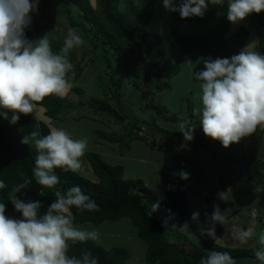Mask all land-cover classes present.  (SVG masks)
<instances>
[{"label":"rangeland","instance_id":"374dc122","mask_svg":"<svg viewBox=\"0 0 264 264\" xmlns=\"http://www.w3.org/2000/svg\"><path fill=\"white\" fill-rule=\"evenodd\" d=\"M89 1L94 8L97 7V0ZM154 1L155 14L147 31L162 37L161 52L167 61L180 67V72L173 78L152 82L146 88V74H142L140 79H128L120 67L119 56L112 58L110 55L107 62L104 49L101 46L95 49L93 41L97 33L91 24L83 21V15L76 6L68 5L73 21L84 22L88 34L81 25H72L63 7L48 4L47 0H39L38 13L32 15V26L43 35H48L52 49L63 47L69 28L75 29L85 41L82 46L69 53V60L73 65L70 82L74 88L81 89L84 96L80 97L73 92L67 99L66 110L52 125L64 129L75 139L87 138L88 149L82 157V168L77 171L83 177L97 182L86 155L92 152L99 154L110 165L123 166L126 179H141L164 200L167 199L162 183L164 177L174 182L183 180L188 203L193 212L200 214L198 222L202 231L206 233L209 226L205 213L210 215L213 206L219 205L225 220L222 225L215 226L218 239H211L224 247L251 248L258 244L256 237L246 244L241 243L233 239L231 229L236 225L245 230L252 229L257 235L264 230V176L261 175L264 173V138H261L264 128L258 126L249 137L231 144L228 148L204 135L199 115L193 114V108L199 103L193 97L199 88L192 73L203 69L202 58L207 57L188 55L180 49L173 33L192 36L195 35V30L187 22L173 18L172 12L163 7L162 0ZM131 3L138 5L139 0H119L117 8L125 12ZM214 7L219 9L220 6L209 4L207 9ZM246 20L247 18L238 24H232V30L226 38H231V34ZM251 43L255 50L261 52L258 40L252 35L242 49ZM127 52L129 54H125V58L140 65L134 59L136 52L132 49ZM189 59L193 62L192 65L185 64ZM122 77V98L119 104L116 85ZM92 99L109 100L113 114L100 111L99 103L93 107ZM78 102L83 105H77ZM153 104L167 113H160L152 107ZM82 115L90 119L79 120ZM132 122L139 123L140 131L131 126ZM180 122L195 125L193 141H184L178 127ZM36 124L38 125L37 121H31L19 128V131L24 137L36 130ZM135 136L145 138L148 143L156 142L155 148H150L145 141H135ZM108 137L114 141H107ZM181 171L187 172L189 179H181ZM221 192L224 193L223 200L218 196ZM160 213L168 225L177 230L176 235L199 245V240L186 224H174L162 210ZM76 225L89 230L95 227L100 233L96 243L107 250L114 247L127 249L130 258L126 264H148L147 243L138 237L137 230L129 219L108 221L101 225ZM185 247L188 251L193 250L188 243Z\"/></svg>","mask_w":264,"mask_h":264},{"label":"clouds","instance_id":"9594fccd","mask_svg":"<svg viewBox=\"0 0 264 264\" xmlns=\"http://www.w3.org/2000/svg\"><path fill=\"white\" fill-rule=\"evenodd\" d=\"M169 12H178L181 19L203 17L209 4L223 6L225 0H162ZM39 0H0V116L16 124L20 115L34 114L46 97H63L72 88L68 73L73 65L69 53L85 41L75 29L69 28L59 52L52 50L48 35L30 40L26 31L32 26V15L38 13ZM264 12V0H227V19L238 24L249 15ZM199 62V61H198ZM204 65L192 75L199 91L194 100L199 103L193 114L199 115L200 126L206 137L219 141L224 148L239 143L264 128V54L255 50L253 43L231 57L202 58ZM192 65L189 59L185 62ZM179 131L185 142L194 140L195 125L180 122ZM22 144L36 150L33 177L42 187L53 188L60 182L56 169L77 172L82 168V157L88 149L87 138L75 139L62 128L53 127L47 135L33 130L25 135ZM186 146V145H185ZM181 179H189L185 171ZM31 180L25 178L14 185L9 200L20 219L6 215V203L0 199V264H99L98 257L83 250L78 256L69 254L72 244L96 241L99 231L77 226L72 208L79 212L99 211V206L79 185L65 192L57 191L55 199L41 214L39 200H24L18 195L27 189ZM7 187L0 180V190ZM223 200L224 193H218ZM159 203H152L148 215L157 212ZM193 212L192 219L199 218ZM209 226L206 234L217 240L215 226L222 225L224 212L219 205L205 213ZM238 219V218H236ZM233 239L248 243L256 237L259 248L254 251L258 264H264V230L257 235L252 229L236 225L231 229ZM169 243H174L169 240ZM199 264H237L228 252L209 251Z\"/></svg>","mask_w":264,"mask_h":264},{"label":"trees","instance_id":"16d2710c","mask_svg":"<svg viewBox=\"0 0 264 264\" xmlns=\"http://www.w3.org/2000/svg\"><path fill=\"white\" fill-rule=\"evenodd\" d=\"M119 0H97V7L94 8L89 0H47L48 4L58 5L66 11L73 26L81 25L88 34L84 22H74L72 13L68 5L76 6L83 15V21L93 26L97 37L93 41L95 49L100 46L104 49V57L109 62L110 55L119 56L120 67L126 74V78L140 79L142 74H146L144 85L149 88L152 82H161L164 79L173 78L180 72V67L165 59L161 52L163 43L162 37L157 34H151L147 27L155 14L154 0H139L138 5L133 3L125 12L117 8ZM46 3V2H45ZM179 3V0H177ZM173 18L187 22L195 30V35L186 36L178 32L173 35L180 49L188 55H198L200 57H231L238 54L247 38L249 31L241 28L226 38L230 31L231 23L227 19V2L220 11L206 10L204 16L181 19L178 12H172ZM253 24L257 36L258 44L262 54H264V12L253 13L248 16ZM27 38L30 40L42 37L36 27L31 26L26 31ZM61 48L54 50L59 52ZM128 49L136 52L135 62H129L125 54H129ZM114 53L111 54V52ZM115 61V60H114ZM110 66V65H109ZM144 72V73H143ZM123 77L118 80L116 92L120 98L122 95ZM158 89L162 91L161 87ZM73 92L83 97V92L79 88H72ZM153 100V99H152ZM92 105L100 104V111H106L107 114H113V107L109 100H94ZM148 101V100H147ZM83 105L79 103L77 105ZM46 109V116L52 120H57L67 108V98L56 95L46 97L40 105ZM162 114L167 112L152 106ZM5 111L0 109V112ZM99 111V112H100ZM12 113L8 112L9 119L0 116V180H3L7 187L0 190V199L6 203V215L10 217H20L14 206L9 200L11 189L14 185L22 183L25 178L32 182L27 189L22 190L18 195L21 199L39 200L43 207L40 212L43 214L48 205L56 198L57 191L65 192L74 185H79L84 194L88 195L99 206V211L79 212L75 207L72 213L75 215V224L91 223L101 225L105 222H118L123 219H129L137 230L138 237L147 243L146 261L148 264H199L202 257H207L209 251L228 252L237 262V264H253L256 261L254 251L259 248L255 245L251 248H229L215 243L200 228L197 220L192 219L193 211L188 203L183 180L177 182L170 181L166 177L163 179V188L166 194V200L158 197L149 189L141 179H126L125 168L123 166L110 165L97 153H87V159L92 167L98 181H91L78 172L63 171L56 169V174L60 178L59 184L53 188L42 187L38 185L33 177L32 169L35 163L36 150L27 144H22L23 135L19 128L31 123L34 114L20 115L16 124H10ZM170 120V119H169ZM147 125L146 123H143ZM139 123L132 122L131 126L140 131ZM142 125V126H144ZM50 127L40 122L39 132L41 135H47ZM264 138V131L261 135ZM108 141L114 139L108 137ZM135 141L141 140L148 143L145 138L135 136ZM150 148L154 149L156 142L148 143ZM206 150H209L204 146ZM237 161V160H235ZM239 162V161H237ZM259 162V161H258ZM264 176V173H261ZM264 178V177H263ZM159 203L157 212L151 216L148 212L152 203ZM163 211L167 219L176 224H186L199 240H185L181 235H176L177 230L168 225L163 219L160 211ZM176 235V236H175ZM174 243H169V240ZM193 247L188 251L185 244ZM91 251L98 257L99 264H126L130 258V253L125 248L114 247L105 249L98 245L96 241H87L85 243H75L71 245L70 253L80 255L83 250Z\"/></svg>","mask_w":264,"mask_h":264},{"label":"crops","instance_id":"0c3cea01","mask_svg":"<svg viewBox=\"0 0 264 264\" xmlns=\"http://www.w3.org/2000/svg\"><path fill=\"white\" fill-rule=\"evenodd\" d=\"M227 0H225V2H226ZM221 8H222V6H220L219 7V9H217V8H209V10L210 11H220L221 10ZM231 25H232V23H231ZM241 28H246L248 31H249V37H250V35H252V36H254L257 40H258V36H257V33H256V30H255V28H254V26H253V24L251 23V21L249 20V18L247 17V20L246 21H244L243 22V24H240V26L239 27H237L236 28V30H235V33L236 32H238ZM232 30V28H230V31ZM235 33H233V34H231V37H232V35H234ZM248 37V38H249ZM247 38V39H248ZM247 41V40H246ZM244 45H245V43H244ZM243 45V46H244ZM68 78H69V80H70V72L68 73ZM72 84V83H71ZM72 88H74V86H73V84H72ZM72 88L67 92V94L65 95V96H63V97H65V98H70V96H71V94L73 93V90H72ZM78 88V87H77ZM75 93V92H74ZM78 104V103H77ZM91 118H93V117H91ZM81 119H90L89 117H85V116H81L80 118H79V120H81ZM78 120V121H79ZM93 121H96V119H92ZM32 121H37V123H38V125L36 124V130L37 131H39V127H40V122H43V123H45V124H47L48 126H50V129L51 128H53L54 126L52 125L53 124V122H54V120H52V119H50V118H48L47 116H46V109L44 108V107H42V106H39L38 107V109H37V111L34 113V118H33V120ZM56 128H58V127H56ZM108 141V140H107ZM112 144H115V143H112ZM95 181H98V179H94ZM16 219H20V217H17Z\"/></svg>","mask_w":264,"mask_h":264}]
</instances>
